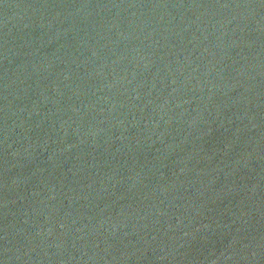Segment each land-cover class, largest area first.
<instances>
[{
  "label": "water",
  "instance_id": "water-1",
  "mask_svg": "<svg viewBox=\"0 0 264 264\" xmlns=\"http://www.w3.org/2000/svg\"><path fill=\"white\" fill-rule=\"evenodd\" d=\"M0 264H264V0H0Z\"/></svg>",
  "mask_w": 264,
  "mask_h": 264
}]
</instances>
